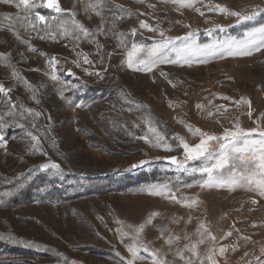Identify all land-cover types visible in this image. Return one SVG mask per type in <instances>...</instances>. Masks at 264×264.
<instances>
[{
    "label": "rangeland",
    "instance_id": "374dc122",
    "mask_svg": "<svg viewBox=\"0 0 264 264\" xmlns=\"http://www.w3.org/2000/svg\"><path fill=\"white\" fill-rule=\"evenodd\" d=\"M60 2L63 8L74 10L76 19L89 30H95L100 24V18L95 13L84 11V4L94 0ZM115 3L132 13H151L147 3L156 4L161 10L152 15L157 19L148 16H140L139 19H148L152 24L159 22L171 36L184 35L189 31L184 25L190 24L194 29H201L200 42H208L209 37L203 35V29L213 26L212 23H206V19L223 25L234 23V18L210 13L206 9L204 17L192 10H184L181 14L161 0H145V3H138L137 0H115ZM212 3L226 5L232 10H245L252 5H264V0H212ZM17 11L14 6L0 3V13L16 14ZM70 11L65 13L70 14ZM249 26L251 23L236 25L228 28V33L238 36ZM133 27H138L135 15L117 25L121 32H127ZM141 31L146 38L154 35L147 30ZM97 38L104 46L102 52L106 59L107 53L113 52L111 59L107 61L110 66L103 80L88 76L81 68L75 67L72 63L77 58L75 52L70 44L65 46L67 42L64 40L33 39L32 45L39 50L33 53L27 51L26 46L18 45L10 32L0 30V52L10 51L13 57H21L20 53H24L19 73L38 89L37 96L41 103L37 105L30 98L32 93L12 78V68L2 60L0 82L6 86L15 84L12 95L18 97L25 107L40 111L47 121V116H51V121H55L54 133L59 139L60 147L59 150L54 149L51 142L42 136L41 141L48 156L32 154L29 151L30 140L24 138V131L18 137L9 136L6 150L0 149V180L15 177L32 168L39 169V165L50 158L61 163L64 171H70L80 179H120L122 182L120 189L113 188L111 193L104 195H84L67 203L43 202L2 210L0 230L8 228L18 236L35 239L40 244L59 249L63 256L76 261V264H117V252L127 256L117 232V228L122 226L123 231H130L127 225L135 228L144 223L141 239L149 242L152 247L163 246L167 252L168 246L160 238V231L165 226L172 233L183 236L184 233H195L199 223L204 222L213 235L220 237L234 225L235 229L240 230V234L250 236L253 243H247L234 253H227L229 264H240L244 252L250 253L247 259L251 264H255L257 257L264 259L261 254V247L264 246V226L252 227L253 223L264 224V200L254 206L251 204L254 194L239 188L231 192L219 188H181L182 194L198 197L197 206L189 209L162 197L141 193L138 190L140 186L174 178L176 173L165 158L170 155L180 158L181 154L153 148L145 141L134 139L128 134L131 132L135 136L142 135L147 127L145 119L155 121L169 137L179 134L193 143L198 142V138L188 132L185 123L204 131L219 133L221 124L228 127L230 119L239 116L243 127H253L247 115H241L244 108L238 109L230 101L220 97L228 96L232 100L246 97L252 101L254 116L264 112V54L213 59L208 63L193 64L191 67L162 66L169 73V80L173 82L170 84L158 74L154 81L148 74L121 67L120 63L126 58V52L117 47L119 41L111 36ZM81 49L94 62L99 59L94 44L82 40L76 51ZM40 52L45 55H40ZM52 56L59 60L58 76L80 85L78 90L64 91V98L60 96V85L50 79L51 69L47 60ZM61 66L65 70L71 68L75 76L68 77L66 72L60 71ZM128 100L132 101L131 105ZM209 101L212 102L211 105ZM75 103L83 106L74 107ZM197 104H203L206 111H214V106L223 104L229 111L223 118L217 116L220 123H216L197 109ZM137 105L141 107L137 108ZM129 108L132 110L129 111ZM33 132L39 135L35 129ZM140 161L148 163L133 169L132 165L139 164ZM48 192V189H43L38 194L44 195ZM149 217H153L152 224H146ZM189 217L192 218L190 222ZM173 219L179 220V223H173ZM118 220L121 224L117 223ZM236 235L234 231L232 237L220 243L230 244ZM196 238L193 235V240ZM130 242L128 239L124 241ZM184 242L181 241V246ZM239 243L245 244L243 240ZM141 254L146 255L143 252ZM167 258L171 260L172 256ZM53 260L54 258H36L34 264H52ZM220 261L223 264L224 258H220Z\"/></svg>",
    "mask_w": 264,
    "mask_h": 264
},
{
    "label": "snow or ice",
    "instance_id": "6c2138e0",
    "mask_svg": "<svg viewBox=\"0 0 264 264\" xmlns=\"http://www.w3.org/2000/svg\"><path fill=\"white\" fill-rule=\"evenodd\" d=\"M79 2V0H78ZM138 3H145V0H137ZM161 2L171 5L173 10L183 14L184 10H192L204 17L205 11L216 13L222 16L234 18V23L223 25L214 23L206 19V23H212L213 26L203 29V35L209 37L208 42H200L201 29L192 28L191 25H184L189 28L184 35L171 36L168 35L160 23H149L148 19H139L140 16H148L151 19H157L152 13L161 9L156 4L147 3V8L151 13L137 12L132 13L124 6L115 3V0H94L84 4L85 13H95L100 18V24L95 30H89L85 25L76 19V12L70 11L62 7L60 0H0V3L14 6L18 11L15 16L4 14L3 23L0 28L11 32L18 45L26 46L27 51L36 53L39 50L35 48L31 41L33 39L66 41V45L72 46L75 52L76 60L72 61L76 68H81L88 76H96L103 80L108 72L109 61L113 52L107 53V59L102 52L103 45L97 37H115L119 43L118 48H123L126 52V58L121 60L120 66L126 67L128 70L144 73L156 79L159 77L169 80V73L163 70L162 66H188L193 64L208 63L213 59L225 58H244L251 57L254 54H264V5H252L245 10H232L230 7L221 4H214L212 0H161ZM76 7L75 5L73 6ZM45 8L51 10L52 15L42 14L39 9ZM71 19L62 18L65 12H69ZM133 15L138 19V27H133L127 32L118 30L117 25L120 21L130 18ZM180 23V21H176ZM251 23L238 36H232L228 33V28L236 25H245ZM23 29V33L21 32ZM141 30H147L154 33L153 37H144ZM139 35V39L136 37ZM84 40L96 46V52L99 56L97 61L89 59V54L79 48L80 42ZM150 41V42H148ZM23 57L24 53H20ZM40 55H45L40 52ZM12 53L0 52V60L10 61ZM47 64L51 69L50 79L60 85V96L64 98V91L78 90L80 85L72 83L71 80H65L57 74V65L59 60L52 56L47 60ZM99 65V67H97ZM9 67H13L11 64ZM39 70V69H35ZM61 72H66L68 77L75 76L71 68H60ZM48 75L49 73H45ZM12 78L19 84H23L31 93V99L37 105L41 100L37 96L38 89L32 86L26 79L21 77L20 73L15 70L11 73ZM6 86L0 82V149L7 147L5 139V130L9 127H18L25 132V139L30 140L29 151L32 154H41L48 156L44 149L41 137L45 140L49 139V135L40 132L36 120L41 116L40 111L25 107L22 103L18 104L13 98L12 93L15 88ZM173 86H175L173 84ZM43 87V85H41ZM223 100L230 101L236 108H244L245 111L241 115H247L252 121L253 127L245 128L241 125L240 117L235 116L230 119V126L225 127L221 124L219 133L204 131L199 127H193L184 121L185 127L192 136L198 138V142L173 134L169 137L166 131L161 130L157 123L151 119H145L147 125L146 131L140 136H135L129 132L134 139L143 140L150 144L153 148L161 149L167 152L177 151L181 154L170 155L165 158L167 164L176 173L174 178H166L164 182H153L139 187L141 193H147L154 197H162L175 204H180L189 209L194 208L198 204L197 195L186 196L181 193V188L191 189L198 187L200 189H227L235 191L236 189H244L253 193L251 204L259 205L260 200H264V112H260L254 116L255 109L252 101L246 97L238 100H232L228 96L220 97ZM71 104L72 101H69ZM129 105L132 104L128 100ZM211 101L209 104L211 105ZM74 107H82L81 103H75ZM170 106L171 102H170ZM140 108L141 105H137ZM196 108L204 113L208 118H212L216 123H220V119L228 114L226 105L214 106V111L205 110L203 104H197ZM132 109L129 108V111ZM10 118V119H8ZM51 122V116H47ZM23 121H28L25 124ZM33 129L39 133L34 134ZM51 123L45 126V132L51 133ZM52 146H55L53 143ZM148 161H140L139 164L132 165V168H140L147 164ZM40 172H48L50 176L64 179V169L61 163L54 162L50 158L47 162L39 165ZM35 169H29V175L23 173L8 183H15L16 186L22 187L23 180L32 178ZM83 179V177H82ZM178 193H181L179 196ZM13 192L5 193V196L13 195ZM259 197L260 199H256ZM39 202V201H38ZM254 210V209H253ZM153 217H149L146 224H152ZM188 218V222L191 221ZM173 223H179V220L173 219ZM118 224L121 222L118 220ZM264 226V224H252V227ZM130 231H123V226L117 228L120 235V243L124 245L127 256L116 253L117 264H221L220 258H224L223 264H229L226 254L229 252L239 251L241 247L247 243H253L251 237L240 234L239 229L233 227L225 232L222 236L213 235L209 227L204 222H200L195 229V233L180 234L172 233L167 226L160 231V238L164 240L168 246L165 252L163 246L160 248L152 247L149 242L141 239V233L144 231L145 224L142 223L138 227L127 225ZM236 232V238L230 244H221L220 241L227 240ZM193 235L197 238L193 240ZM125 239L131 241L124 243ZM8 241L11 243H19L20 241L10 233L0 234V241ZM185 241L181 246V241ZM240 240L245 242L244 245L239 243ZM218 245V247H217ZM26 246H32L27 244ZM146 255H142L141 253ZM261 254L264 256V246L261 247ZM64 264H76V261L69 260L61 253H57ZM171 255L172 259L167 257ZM250 253L244 252L241 257L240 264H251L247 259ZM255 264H264V259L257 257Z\"/></svg>",
    "mask_w": 264,
    "mask_h": 264
},
{
    "label": "trees",
    "instance_id": "16d2710c",
    "mask_svg": "<svg viewBox=\"0 0 264 264\" xmlns=\"http://www.w3.org/2000/svg\"><path fill=\"white\" fill-rule=\"evenodd\" d=\"M42 14L52 15L51 11L45 8L39 9ZM5 13H0V23H3V15ZM15 16L16 14H9ZM64 19H71V15L64 13ZM0 30H3L2 28ZM5 31V30H3ZM8 32V31H6ZM23 33V29H21ZM11 33V32H10ZM12 34V33H11ZM140 37L137 35L136 39ZM150 42V41H148ZM21 60L24 61L20 56L11 58L10 61H4L7 65L11 64L16 71H20L22 65ZM3 61V60H2ZM13 67L12 70H13ZM13 96V95H12ZM13 98L18 104L22 103L18 97ZM23 104V103H22ZM25 106V105H24ZM33 109V108H32ZM37 111V110H36ZM10 119V118H8ZM25 124H28V121H23ZM36 123L40 128L41 132H44L46 135H49V141L53 145L55 144L54 149L59 150V139L54 133L55 121H47L40 116ZM51 123V133L48 134L45 132V126ZM23 131L18 127H9L5 130V135L8 140L9 136L15 135V137L20 136ZM32 173V178L30 180L24 179L23 186L18 187L15 183H8L7 181L12 180L15 182V177H9L4 180H0V211L6 209H16L18 207L29 206L35 203H57L63 202L67 203L69 201H74L84 195H104L111 193L113 188H119L122 185L120 179L115 180H104V179H93L83 178L80 179L75 177L70 171H64V179L61 180L58 177H53L48 174V172H40L37 168ZM25 176L29 175V170L23 172ZM48 189L47 194L41 195L38 194L39 190ZM13 192L11 196H5V193ZM39 201V202H38ZM10 233L15 236L20 242L11 243L8 241H0V264H34L36 258H54L52 264H64L63 259L57 255L61 253V250L55 249L54 247L40 244L35 239H29L27 237L18 236L16 232L11 231V229L0 230V234ZM31 244L32 246H26Z\"/></svg>",
    "mask_w": 264,
    "mask_h": 264
}]
</instances>
